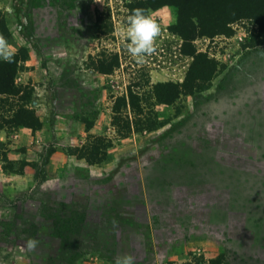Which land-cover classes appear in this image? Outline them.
<instances>
[{
    "label": "rangeland",
    "instance_id": "1",
    "mask_svg": "<svg viewBox=\"0 0 264 264\" xmlns=\"http://www.w3.org/2000/svg\"><path fill=\"white\" fill-rule=\"evenodd\" d=\"M129 1L0 0V34L13 55L25 50L15 82L31 89L28 106L41 122L37 131H0V264H114L123 254L135 264L218 256L223 264H264L257 26L238 19L229 34L195 39L219 72L200 94L156 105L146 81L182 82L191 58L169 31L170 7L149 12L160 27L153 51L143 62L131 56ZM109 55L119 67L97 73L93 63ZM134 84L146 115L164 123L125 137L112 126L111 107ZM93 136L104 142L103 161L89 165L78 155ZM51 213L78 217L68 240L54 232Z\"/></svg>",
    "mask_w": 264,
    "mask_h": 264
},
{
    "label": "trees",
    "instance_id": "2",
    "mask_svg": "<svg viewBox=\"0 0 264 264\" xmlns=\"http://www.w3.org/2000/svg\"><path fill=\"white\" fill-rule=\"evenodd\" d=\"M170 7L175 12V22L169 27L171 34L183 41L181 52L191 58V62L180 83L158 82L149 85V96L156 105L174 106L181 97L196 96L207 90L212 79L217 75V62L206 54L197 52L193 41L203 36L229 34V24L240 19H249L257 26L254 34V44H264V0H130L127 3V15L131 9L143 8L148 12ZM110 25V24H109ZM3 26V25H2ZM103 26H98L99 31ZM25 50H21L22 57L13 55L11 63L0 60V131L7 129L26 128L37 131L41 122L35 111L28 106L31 98V89L21 87L15 82L20 70V62L25 59ZM97 73L109 75L119 67L117 55L100 56L94 63ZM138 84L128 85L126 93L116 97L112 103L111 123L117 132H124L126 137L132 132L151 131L163 126L155 115H146L142 99L134 89ZM132 113L130 119L126 110ZM125 111V113H124ZM146 116V117H145ZM100 137H90V140L80 150L78 157L87 164L93 165L103 161L102 149L104 147ZM53 222L54 232L62 240H68L69 234L75 233L78 217L68 219L59 218L56 213L48 216ZM71 251L75 253L77 244L71 243ZM72 252L69 253L72 255ZM183 264H192L191 262ZM193 264H223V259L196 260Z\"/></svg>",
    "mask_w": 264,
    "mask_h": 264
},
{
    "label": "clouds",
    "instance_id": "3",
    "mask_svg": "<svg viewBox=\"0 0 264 264\" xmlns=\"http://www.w3.org/2000/svg\"><path fill=\"white\" fill-rule=\"evenodd\" d=\"M159 33V25L146 9L135 8L130 10L126 18L124 37L126 49L131 56L143 62L146 56L153 51V45ZM11 47L7 38L0 34V59L9 63L12 62L13 53L9 50ZM26 244L28 249H34L38 241L29 238ZM114 264H135V258L131 254H123L115 258Z\"/></svg>",
    "mask_w": 264,
    "mask_h": 264
}]
</instances>
